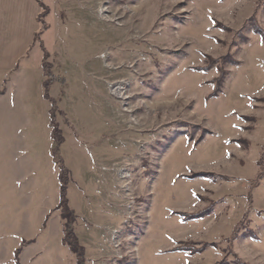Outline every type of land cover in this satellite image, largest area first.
<instances>
[{
	"label": "rangeland",
	"instance_id": "obj_1",
	"mask_svg": "<svg viewBox=\"0 0 264 264\" xmlns=\"http://www.w3.org/2000/svg\"><path fill=\"white\" fill-rule=\"evenodd\" d=\"M44 3L49 27L40 38L49 57L36 41L9 91L10 98H26L27 117L0 119V137L1 129L9 131L2 136L7 145L0 143V264H17L23 228L17 193L27 192L33 179L29 170V180L18 185L16 156L29 165L45 155L50 129L33 110L44 100V65L45 80L67 82L61 104L78 129L96 125L92 107L97 96L104 99L105 179L68 185L72 208L88 221L77 216L74 225L86 264H264V36L255 32L264 29V0ZM4 76L0 94L10 73ZM52 85L49 95L60 105L53 96L63 86ZM120 85L124 99L112 92ZM64 115L54 110L59 128ZM82 174L89 175L74 167L76 182ZM45 185L48 199L29 220L32 234L44 240L40 227L59 196L52 179ZM204 208L210 214L202 218L180 214ZM49 219L53 243L60 233V246L52 248L57 264H75L62 244L59 212Z\"/></svg>",
	"mask_w": 264,
	"mask_h": 264
},
{
	"label": "crops",
	"instance_id": "obj_2",
	"mask_svg": "<svg viewBox=\"0 0 264 264\" xmlns=\"http://www.w3.org/2000/svg\"><path fill=\"white\" fill-rule=\"evenodd\" d=\"M41 12H42V7L40 6L37 0H0V77L2 76L1 79L5 78L4 75L6 73H10V79L7 80L8 84L5 86L6 89H4V91H1L0 94V119H4L5 115L7 116V119L9 118L16 121L24 120L27 117L25 116L27 112L25 106L26 98H21L22 100H19V97L10 98L9 91L10 88H12L13 86V85L11 86V80H13V78L18 74V72H20L24 68V65L18 66L19 61L22 58L28 59L29 58L28 52H32V50L37 47H39L41 51L44 52L40 47V43L34 40L35 34L38 33V31L41 29L40 26L41 24L38 21V17L41 14ZM46 31H44V33ZM36 43H38L37 47H35ZM42 43L44 44L43 40ZM97 50L98 48H93L91 54H95ZM87 69L88 68H86L85 70ZM87 72L89 71L87 70ZM42 74L43 77L41 78V80H42V86H44L45 77H44L43 67H42ZM58 83L63 86V90L59 92V94L57 95L55 94V96L53 97L56 99L60 98V105L58 106L60 112L61 113L63 112V114H65L64 115L65 117L63 116L60 117L61 119L58 121L59 125L62 123L61 125L65 127L64 129L60 125L64 137V142L61 144L59 148V152L61 158L64 161V164L66 165V167H68V169L71 172L72 179L69 185L71 184L78 185L79 183L82 187V185L84 184L85 185H90L92 183L98 184L105 179V177H103L104 171L102 170V165L105 164L104 161L105 156L102 150L105 144L103 137L104 136L103 127L105 122V112L103 110L104 99L102 96L100 99L99 96H97L96 101L94 102V105L92 107L93 110L92 112L96 114L95 115L96 125L92 128H86L80 130L76 127L74 123V117L70 115L67 108L63 104H61L62 101L66 99L69 94V88H67V82L63 84L62 82H58ZM58 83L54 82L52 87L53 86L55 87ZM97 88L96 90H98ZM100 89L102 93L103 92L102 84ZM43 99H44V94H43ZM37 102L38 104L33 109L34 112H36L34 118L36 119L38 118L39 120H44L45 125L49 126L50 130L49 133L47 129L45 131L46 134L44 138L46 143L44 146L45 155L43 157L41 155L39 156L35 155L31 157L30 160L31 164L26 165L24 164V161L20 163V159L21 160L23 159L21 158V156L19 157V154H17L18 157L16 156L17 165L15 172L18 176L17 177L18 185L20 184L23 185L24 182H26V179L30 177L28 176L29 173H32L33 175V179L30 181L32 185H30L28 191L25 192V190H23L22 188V191L17 193L19 201L16 210L18 209V211L21 213L20 215L22 216V220H23L22 231L19 230V233L17 232L18 235L17 237H21L20 245L18 247H22V251L18 256V262L19 264H24V262L26 263V261H28L29 264H38L41 261H45L48 264H52L51 259L52 257H55L53 258L54 259L53 263L57 264L59 261V258H56L58 257V254L54 253L52 251V248L56 246L55 244H57L58 247L60 246L61 244L60 233H59V240L56 243H53L51 234L50 232H48L47 223L50 220L49 218L51 212L57 210L60 214L58 205L60 201L61 183L59 181V167L56 164L54 157L52 155V150L55 147V143L51 136V127H50L49 111L51 110V105L50 102L45 99L44 100L39 99V101L37 100ZM19 104H21L22 107H19ZM13 105H15L16 107H13ZM94 113L90 115L92 118H94ZM63 119L64 121H67L66 124L63 122ZM100 120L102 123V129L99 128ZM14 133L17 134L18 131L16 130L14 131ZM1 135L9 136V131L1 129ZM2 136L0 137V143L1 146L3 145L5 146V144L7 145L9 140L3 138ZM25 136L27 139L28 136L27 135ZM13 142L14 140H12L10 146H12ZM16 142L13 144L15 145ZM23 142L27 143V140H23ZM5 149L7 150V148ZM77 165H80L89 174L87 177H85L82 174L83 175L81 176L82 179L79 182L78 181L76 182V178H74V167H77ZM44 168L48 169L46 175H45L46 172L43 171ZM25 169H27V171ZM29 170L30 172L28 173ZM40 171H42L45 176L42 177ZM51 179L59 190V196L57 198L55 207L49 208L48 212H46L45 218L43 219L44 220L43 225L42 227H40L41 230H43L41 234H46V239L44 240L40 238V233L36 235L32 234L33 232L29 228L30 227L29 220L30 217L34 215V211L36 207L40 206V203L42 201H46L48 199L50 186H46L45 184L48 183L49 180ZM56 179H58V182L56 181ZM67 192H68L69 204L70 207L72 208L70 196H69V186ZM81 199L84 202V205H89L87 194L84 193L82 194L81 192ZM77 216H78V222L82 221V223H84L85 221H87L86 219L83 218L81 219L79 215ZM15 223L17 226V222ZM63 235H62V244H63ZM76 235L79 239V233H76ZM23 241H25L26 243L24 244ZM18 247H16V249H18ZM15 251H14L13 260L15 258ZM75 264H76V260H75Z\"/></svg>",
	"mask_w": 264,
	"mask_h": 264
},
{
	"label": "trees",
	"instance_id": "obj_3",
	"mask_svg": "<svg viewBox=\"0 0 264 264\" xmlns=\"http://www.w3.org/2000/svg\"><path fill=\"white\" fill-rule=\"evenodd\" d=\"M40 6L42 7L43 11L38 17V21L41 24V29L39 33L35 34V41H38L40 43V47L44 51V60H46L49 55L48 52L46 51L42 40L40 38V34L48 29V25H45V19L48 17L50 14V8L43 2V0H37ZM255 32L258 34H261L264 36V29L261 27H256ZM46 71V66L44 65V72ZM45 75L50 74L45 72ZM55 80L49 79L44 81V99L48 100L51 103V110L50 112V127H51V136L52 139L54 140L55 147L52 150V155L54 157V160L56 164L59 167V181L61 183L60 186V201L58 205V209L60 210V215L63 221V244L64 246H67L70 251L75 255V260L76 264H86V256H85V248L84 246L80 243L74 229V225L77 220V215L75 211L70 207L69 205V199H68V185L71 181V172L66 167L64 164V161L61 157H59V148L61 144L64 142V137L62 130L59 128V126L55 123V116H54V110L57 109L59 111V107L56 103V100L53 99L49 95V87L51 83L53 84ZM200 175L203 176H211L212 174L208 173H199ZM184 219H198L202 218L208 214H210V210L208 208H204L202 210H199L197 212L193 213H187L183 212L180 213ZM24 244L26 243L23 241ZM180 249V247H178ZM22 251V247H18L15 251V259L16 263L19 264L18 262V256Z\"/></svg>",
	"mask_w": 264,
	"mask_h": 264
},
{
	"label": "bare ground",
	"instance_id": "obj_4",
	"mask_svg": "<svg viewBox=\"0 0 264 264\" xmlns=\"http://www.w3.org/2000/svg\"><path fill=\"white\" fill-rule=\"evenodd\" d=\"M124 89V88H123ZM122 91V86L120 85V86H115L114 88H113V93L116 95V96H118V97H121L122 99H124L126 96L124 95V93H122L121 92ZM125 96V97H124Z\"/></svg>",
	"mask_w": 264,
	"mask_h": 264
}]
</instances>
